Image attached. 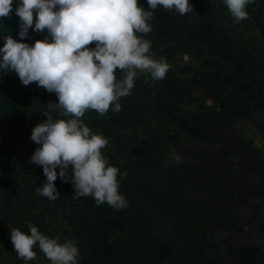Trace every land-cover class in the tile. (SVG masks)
I'll return each mask as SVG.
<instances>
[{
    "label": "trees",
    "instance_id": "16d2710c",
    "mask_svg": "<svg viewBox=\"0 0 264 264\" xmlns=\"http://www.w3.org/2000/svg\"><path fill=\"white\" fill-rule=\"evenodd\" d=\"M138 3L145 11L153 13V18L148 21L152 31L147 34L137 33V36L149 41L156 38L157 46L161 48L155 59L165 56V60L170 62L172 50L169 43L176 35L182 37L190 49L202 50L203 53L229 62L233 59L235 39L230 28L221 24L217 5L210 0H189L193 7L191 12L195 16L190 21L178 19L172 9L165 10L162 6L150 9L147 0H138ZM18 4L19 0H13L11 14L0 18V48L5 43V36H12L17 42L29 46L37 40L50 39L47 30L34 31L35 14L33 28L28 32L29 38L21 39V21L15 14ZM263 4L264 0H255V3L249 5L255 7ZM88 47L94 49L95 43ZM178 49L181 50L180 47ZM116 71L119 81L123 73L119 69ZM12 72L15 71L0 69V241L7 247L14 246L10 238L11 229L30 234L29 224L48 237L51 227L46 222H49V217L57 214L64 222L61 243L66 240L75 242L79 252L77 264H151L155 254L164 251L160 246L164 243L152 232L149 206L159 205L164 211L176 213L181 222H199L203 211L189 207L186 196L179 194L180 202L173 203L164 199L166 191L173 187L179 175L168 174L164 170V159L171 148V136L162 127L161 118L169 117L168 122L172 121L173 113L180 109L178 105L183 103L186 96L184 82L171 66L163 80H153L151 75L147 79L138 72L131 94L117 101L121 111H113L112 105L104 116L89 110L81 118L93 133L102 134L113 145L125 144L128 137L124 134L126 128L129 127L133 132L132 161L121 164L124 170H119L117 176L118 191L128 201V207L119 210L107 203L96 206L92 197L73 200L75 189L71 182V165L68 168L67 183L59 175L54 181L60 193L55 201L37 194L36 189L43 187L46 177L42 166L31 163L34 151L40 147L31 140V133L35 126L47 119L44 113L49 111L48 104L58 103V96L38 87L35 82L28 86L5 85L3 77ZM220 76L217 71L203 76L205 82H201V86L204 94L221 96L226 85L234 83L241 90L242 84H247L246 76L242 73L233 74V82L227 80V76ZM219 112L201 108L192 114H184L183 132L197 139L215 140L223 124ZM50 114L54 120L72 118L61 116L59 111ZM111 161L117 163L115 159ZM56 171L59 173V167ZM188 184L185 182L184 186ZM180 203H184L188 209L173 208L179 207ZM33 249L44 255L38 244ZM165 251L166 255H170L167 244ZM138 255L142 259H138ZM15 264L40 263L36 259L25 262L16 253Z\"/></svg>",
    "mask_w": 264,
    "mask_h": 264
},
{
    "label": "clouds",
    "instance_id": "9594fccd",
    "mask_svg": "<svg viewBox=\"0 0 264 264\" xmlns=\"http://www.w3.org/2000/svg\"><path fill=\"white\" fill-rule=\"evenodd\" d=\"M150 9L162 6L175 9L180 15L193 10L189 0H147ZM235 23L249 18L246 8L255 0H222ZM13 0H0V18L12 12ZM15 14L20 18L21 39L34 31L47 30L48 37L34 45L17 42L5 36L0 48V69L15 71L24 86L35 82L48 92L56 93L58 103H49L47 119L34 127L31 140L40 145L31 157V163L43 167L46 183L38 187V195L55 201L60 193L54 181L59 175L68 182L71 165L73 200L92 197L96 206L107 203L114 209L128 207V201L118 189L119 169L110 166L102 154L108 140L95 134L82 121L89 110L100 116L110 106L121 111L117 102L131 94L138 72L148 73L153 80H163L170 68L164 57L154 58L151 42L137 36L152 31L148 23L152 11H145L138 0H19ZM95 43V48L88 46ZM186 55V54H185ZM117 69L123 78L117 80ZM59 111L70 119L54 120L50 114ZM177 164L183 157L172 154ZM60 171L57 173L56 169ZM30 234L11 229L10 238L19 259H36L33 247L51 264H77L78 248L74 241L58 242L42 234L29 224Z\"/></svg>",
    "mask_w": 264,
    "mask_h": 264
},
{
    "label": "rangeland",
    "instance_id": "374dc122",
    "mask_svg": "<svg viewBox=\"0 0 264 264\" xmlns=\"http://www.w3.org/2000/svg\"><path fill=\"white\" fill-rule=\"evenodd\" d=\"M210 1L217 5L221 24L230 28L235 39L234 57L231 62L218 59L188 48L182 37L174 36L169 43L170 62H166L181 76L186 96L172 121L161 118L162 127L171 136L164 170L179 175L164 199L180 202L179 194L184 195L189 207L203 211V216L199 222H181L178 214L159 205L149 206L152 232L164 243L160 245L164 251L155 254L151 264H264V4L248 5L249 18L235 23L222 0ZM172 12L180 20L195 18L191 11L185 15L175 9ZM150 42V52L158 58L161 47L156 38ZM211 71L227 76L231 82L235 80L233 74L242 73L247 84H242L241 90L234 83L226 85L221 96L204 94L201 82ZM143 76L150 78L148 73ZM2 82L9 87L22 84L15 72L3 77ZM201 108L220 111L223 124L215 140L197 139L183 132V115ZM124 134L128 136L125 144L108 143L102 149L108 164L119 170H124L121 164L132 161L133 132L128 127ZM173 153L183 157V162L175 163ZM183 182L190 184L184 186ZM184 207L180 203L173 208ZM49 218L48 237L61 243L64 222L57 214ZM165 243L170 255H166ZM16 253L14 246L7 247L0 241V264H15ZM36 260L51 264L38 253Z\"/></svg>",
    "mask_w": 264,
    "mask_h": 264
}]
</instances>
